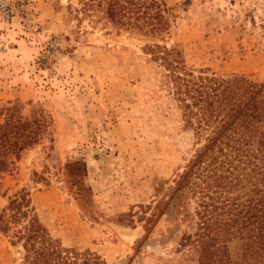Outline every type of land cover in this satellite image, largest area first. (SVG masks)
Returning <instances> with one entry per match:
<instances>
[{"label":"rangeland","instance_id":"1","mask_svg":"<svg viewBox=\"0 0 264 264\" xmlns=\"http://www.w3.org/2000/svg\"><path fill=\"white\" fill-rule=\"evenodd\" d=\"M165 3L164 43L187 66L264 85V0ZM81 6L0 0V108L15 104L24 117L41 110L48 120L1 175L0 209L24 188L63 247L105 264H197L179 244L194 229L195 196L175 181L204 141L143 51L162 41L116 30ZM9 234L0 231V264H22Z\"/></svg>","mask_w":264,"mask_h":264},{"label":"trees","instance_id":"2","mask_svg":"<svg viewBox=\"0 0 264 264\" xmlns=\"http://www.w3.org/2000/svg\"><path fill=\"white\" fill-rule=\"evenodd\" d=\"M79 1L83 13L98 15L116 30L162 41L145 43L143 51L158 66L184 125L197 142L204 141L175 181L177 191L195 196L194 229L179 244L195 253L197 264H264V85L187 66L180 51L164 43L165 0ZM47 124L41 110L24 117L15 104L0 108V177L38 142ZM9 230V242L21 245L22 264H105L88 250L66 248L52 238L24 188L0 209V231Z\"/></svg>","mask_w":264,"mask_h":264}]
</instances>
